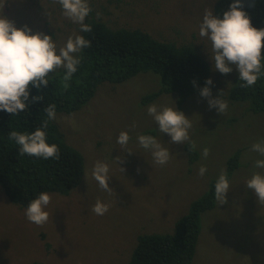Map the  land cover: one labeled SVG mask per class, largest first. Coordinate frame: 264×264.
Listing matches in <instances>:
<instances>
[{
  "label": "rangeland",
  "instance_id": "obj_1",
  "mask_svg": "<svg viewBox=\"0 0 264 264\" xmlns=\"http://www.w3.org/2000/svg\"><path fill=\"white\" fill-rule=\"evenodd\" d=\"M216 1L88 0L92 11L87 17L109 28L140 29L157 40L196 46L210 70L212 98L220 93L228 109L219 114L208 107L207 98L199 95L205 84L196 86L180 105L174 93L142 103L144 96L159 88V76L143 71L119 83L103 82L79 110L56 113L53 121L65 142L84 157V175L66 195L46 192L52 199L46 208L49 220L43 226L29 222L26 208L13 203L0 184V264H124L139 235L173 232L175 222L225 171L228 158L236 151L239 166L229 180L227 203L218 205L215 200L201 214L190 264H264V204L246 186L253 173L264 174V169L254 166L264 156L250 150L254 142L264 139V111H253L248 100L229 98L239 78L235 66L230 65L233 71L228 74L213 69L210 41L199 36L198 26L205 8L214 13ZM0 15L18 28L27 25L32 33L51 36L58 48L70 35L81 32L54 0H4ZM153 103L176 107L191 120L193 159L186 150L188 142L172 143L168 134L158 130L147 113ZM121 131L130 135L126 148L132 153L117 143ZM149 134L169 149L167 164H155L151 151L140 147L137 136ZM205 147L210 149L207 158L202 156ZM97 161L108 165L107 182L114 194L101 189L92 177ZM201 166L207 168L203 176L198 174ZM97 200L110 205L102 216L92 211Z\"/></svg>",
  "mask_w": 264,
  "mask_h": 264
},
{
  "label": "trees",
  "instance_id": "obj_2",
  "mask_svg": "<svg viewBox=\"0 0 264 264\" xmlns=\"http://www.w3.org/2000/svg\"><path fill=\"white\" fill-rule=\"evenodd\" d=\"M231 2L217 0L215 15L222 17ZM242 2L252 26L264 28V0H255L252 8L248 7L251 0ZM84 23L91 25L92 31L80 32V35L90 41V47L77 54L80 64L67 82L69 87L66 90L63 87L65 70L60 68L49 75L46 88L42 86L37 90L30 86L29 100L39 95L43 97L42 101L30 103L28 109L17 115L0 110V184L9 199L23 208H27L41 192L68 194L80 184L85 163L79 150L65 142L53 120L48 122L44 131L46 142L58 146L59 159L21 154L19 146L9 139L11 131L34 132L47 119L44 108L50 104L56 105V113L69 114L79 110L103 82L119 83L139 72L151 71L159 76V88L144 96L141 102L152 101L162 93H174L180 105L196 86H203L210 75L208 64L196 46L157 40L140 29H112L92 16L86 17ZM242 83L239 78L235 80L229 98L233 101L248 100L253 111H264V75L250 87H241ZM186 150L193 159L196 151L192 145L187 144ZM239 155V151L234 152L226 162L228 180L239 166ZM217 178L210 183L204 195L191 204L189 211L175 222L173 232L139 235L129 260L124 264H190L200 234V216L215 205Z\"/></svg>",
  "mask_w": 264,
  "mask_h": 264
},
{
  "label": "clouds",
  "instance_id": "obj_3",
  "mask_svg": "<svg viewBox=\"0 0 264 264\" xmlns=\"http://www.w3.org/2000/svg\"><path fill=\"white\" fill-rule=\"evenodd\" d=\"M61 6L62 15L71 22L80 26L81 32H91V25L84 21L92 9L88 0H54ZM4 4L0 3V9ZM248 7H255V0H251ZM242 0H232L228 9L223 12L222 17L213 13L212 9L205 8L202 21L199 24V36L210 41L212 51L213 69L221 74H228L235 66L239 73V80L244 83L241 87L254 85L261 75H264L262 68V49H264V28L257 29L252 26L249 14L243 10ZM90 47V41L82 35L73 33L62 47H57L52 37L42 32L32 33L31 29L24 25L16 27L13 21L0 15V110L11 115H17L28 109L32 102L42 101L43 97L37 95L29 100L30 86L37 90L47 87L48 77L57 69L65 70L63 75V87H69L67 83L72 79L80 64V57L77 55L84 48ZM195 85V81L192 82ZM213 81L208 78L205 86L200 89L199 95L207 98L208 107L215 108L219 114L228 109L226 100L212 98L209 85ZM56 105L50 104L44 108L47 119L41 127L32 133H21L11 131L9 139L18 146L21 154L40 157L43 159H59L60 150L56 144L47 143L48 122L56 119ZM147 113L158 125L161 133L168 134L172 143L184 144L191 141L189 130L192 128L191 120L173 107L157 106L155 103L147 107ZM135 123L132 127L135 128ZM131 139L126 131H121L117 137V143L126 152V146ZM138 143L145 150H150L154 163L160 166L167 164L171 158L168 148L162 146L154 136L138 135ZM251 151L264 156V139L254 142ZM210 149H202V156L207 158ZM116 161L123 163L121 157ZM256 168L264 169V159L255 161ZM123 172V168H119ZM207 171L201 166L198 174L203 176ZM106 163L97 161L92 169V177L98 182L101 189L114 194L113 189L108 185L110 176ZM246 186L255 194L257 201L264 204V174L253 173L246 181ZM230 190V183L226 171H222L215 182L214 197L218 205L227 203L225 194ZM51 195L41 192L33 199L25 209V216L29 222L37 226H43L49 220V213L46 211L51 202ZM110 205L97 200L92 211L96 215H104L108 212Z\"/></svg>",
  "mask_w": 264,
  "mask_h": 264
}]
</instances>
